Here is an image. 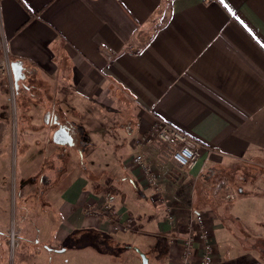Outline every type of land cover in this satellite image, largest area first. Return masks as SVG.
Returning <instances> with one entry per match:
<instances>
[{"label":"crops","instance_id":"crops-1","mask_svg":"<svg viewBox=\"0 0 264 264\" xmlns=\"http://www.w3.org/2000/svg\"><path fill=\"white\" fill-rule=\"evenodd\" d=\"M3 53L20 66L17 85L11 68L23 93L20 132H35L20 164L41 149L35 161L53 176L61 153L51 151L71 144H49L53 132L63 127L72 144L71 130L79 132L70 151L78 162L63 163L40 194L63 246L72 240L86 250L109 239L127 256L139 248L149 264H178L190 236V264L205 255L207 264H264V172L220 193L225 203H204L200 190L219 170L264 167V0H0ZM12 83L0 75V145ZM157 120L193 138L199 154L173 181L170 149L144 145L157 174L150 185L129 159ZM190 202L202 224H189ZM105 207L124 230L97 212ZM204 229L210 252L198 237ZM107 251L87 250L88 264H109Z\"/></svg>","mask_w":264,"mask_h":264},{"label":"rangeland","instance_id":"rangeland-1","mask_svg":"<svg viewBox=\"0 0 264 264\" xmlns=\"http://www.w3.org/2000/svg\"><path fill=\"white\" fill-rule=\"evenodd\" d=\"M32 88L34 89V87ZM11 93L12 95L8 92L10 98L8 104L11 114L13 113L10 121L11 126L9 131L4 134V141L0 145V230L2 231L0 235V264H88L89 260H86L87 255L85 254L87 250L94 251L96 249L101 252L103 248L108 250L105 256L109 264H141L139 255L137 257V254L130 252L127 256L126 249H124L125 245L114 242L112 244L109 239L96 242V245H93L95 243L86 245V247L84 246L86 250H79L80 246H76V243L72 240L70 241L71 247L68 245L63 246L57 240L54 231L50 229L55 224L56 213L53 210L48 211L42 208L43 200L40 194L45 188H51L55 185H52L51 181L56 178L58 172L62 169L63 163L69 162L72 165L78 162L79 158L76 156L78 154L70 151H73V147L77 145V134L79 132L76 133L75 131L73 133V130H71L72 134L76 136L71 149L66 145H64L65 149L58 145L63 150L60 152L51 151L54 158L61 153V158L57 159L60 165L52 168L53 176L48 178V171L45 166L41 168L40 159L35 161V158L42 154L41 149H34L35 152L29 151L22 159L23 164H20L19 157L22 158L28 146L27 144H31V142H25L24 140L31 139L30 136L34 135L35 132L31 135L27 133L25 137L24 133L20 132L24 129L22 128V121L25 120L24 115L22 116V109L19 108V97L23 94L22 89L17 90L14 87V91L11 90ZM37 122L39 123L38 120ZM39 129H42V127L40 126ZM49 144H56L53 138L52 143ZM32 145L35 146V144ZM241 166L243 173L242 171L241 173L238 172L235 174L236 176L231 171L219 170L221 172L214 174L213 177H210L211 179H205L204 189H200L204 191V203H218L219 201L225 203V197L220 199V193L229 192L232 187L241 186L244 181L254 178L256 173L259 175L260 172H264L263 166L253 167L243 166L242 164ZM35 168L42 170L39 172L35 170L31 174ZM41 177L43 180H40ZM236 178H240V180ZM24 184L27 186H24ZM20 204L24 205L25 215V211L19 214ZM21 209L23 210L22 207ZM103 214L106 215L107 219L110 218L108 220L111 222L113 229V218H116L114 211L108 209V212ZM31 223H33V226L30 230L26 228V224ZM75 235L78 236L79 233H75ZM63 247L75 248L74 250L61 251ZM132 249L134 250V248ZM99 264H102V262H99Z\"/></svg>","mask_w":264,"mask_h":264},{"label":"built area","instance_id":"built-area-1","mask_svg":"<svg viewBox=\"0 0 264 264\" xmlns=\"http://www.w3.org/2000/svg\"><path fill=\"white\" fill-rule=\"evenodd\" d=\"M0 75L8 77L12 83L11 65L6 53L0 55ZM11 89L14 91L13 83ZM155 142H160L170 149V156L178 166V169L170 166L165 171V175L173 181L179 180L181 169L188 170L193 167L199 154L196 142L193 140V138L179 131L177 128L167 124L166 122L157 120L144 133L138 135L135 138L133 145L137 151L129 159L131 163L137 167L140 170V173L145 177L146 183L150 185L157 183V174L154 167L146 160L145 154L140 149L147 144L152 146ZM105 208L106 209L103 210H97V212L100 213V211H102L103 213H107L109 208ZM113 221H115L113 223L114 230L125 229V227L120 225L116 218H113ZM188 221L190 225L202 224L203 222L201 213L194 209V206L191 202L188 210ZM198 237L203 243L205 252H210L211 244L207 242V233L202 230L199 232ZM184 240V245L182 246V260L180 264H190L189 250L192 238L190 236H186ZM206 260V255L200 257L199 264H207Z\"/></svg>","mask_w":264,"mask_h":264},{"label":"water","instance_id":"water-1","mask_svg":"<svg viewBox=\"0 0 264 264\" xmlns=\"http://www.w3.org/2000/svg\"><path fill=\"white\" fill-rule=\"evenodd\" d=\"M11 68H12V71H13V76H14V79H15V83L17 85V80L21 77L20 66L17 63L13 62V63H11ZM136 250H137L138 255L140 257L141 264H149V258L146 255V253H144L143 251L139 250V248H136Z\"/></svg>","mask_w":264,"mask_h":264},{"label":"flooded vegetation","instance_id":"flooded-vegetation-1","mask_svg":"<svg viewBox=\"0 0 264 264\" xmlns=\"http://www.w3.org/2000/svg\"><path fill=\"white\" fill-rule=\"evenodd\" d=\"M63 129H64L63 127L58 126L55 129V131L53 132V139L57 142H61V143L66 142L65 144H69V143L72 144L73 143L72 139H71V141L70 140L68 141V139H67L68 136L65 135V132H64L65 130H63ZM70 137H72V136L70 135ZM71 144H69L68 147L73 145V144L72 145ZM134 250H136V248H134Z\"/></svg>","mask_w":264,"mask_h":264}]
</instances>
